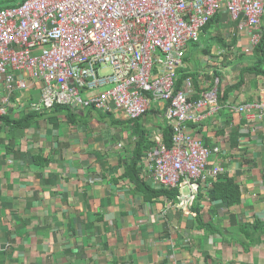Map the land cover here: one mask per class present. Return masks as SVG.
<instances>
[{
  "label": "crops",
  "instance_id": "crops-1",
  "mask_svg": "<svg viewBox=\"0 0 264 264\" xmlns=\"http://www.w3.org/2000/svg\"><path fill=\"white\" fill-rule=\"evenodd\" d=\"M225 25L234 27L231 21ZM214 26L227 47L212 44L206 54L212 66L200 74L198 66L191 69L199 92L203 83L218 82L224 108L187 129L208 147L219 148L211 157L222 168L218 177L208 179L186 209L179 188H172L174 195L159 193L163 187L143 163L149 151L139 162L137 182L126 174L140 139L137 124L149 128L154 146L157 135L166 143L162 102L144 123L143 118L124 124L101 120L94 111L84 123L62 122L53 136L49 129L29 128L11 137L6 128L0 133V264H264V243L245 245L240 229L246 222L264 221V113L252 110L250 117L231 110L261 98L264 76L247 69L251 57L236 78L228 75L222 61L226 50L236 54L241 48L250 56L254 51L243 50L246 36L222 33V23ZM217 48L222 54L215 57ZM231 59L227 63L235 68L238 59ZM38 154H43L40 162L34 159ZM229 178L242 191L241 201L232 206L213 198L215 182Z\"/></svg>",
  "mask_w": 264,
  "mask_h": 264
},
{
  "label": "built area",
  "instance_id": "built-area-1",
  "mask_svg": "<svg viewBox=\"0 0 264 264\" xmlns=\"http://www.w3.org/2000/svg\"><path fill=\"white\" fill-rule=\"evenodd\" d=\"M217 15V23H234L223 32L247 37L244 51L252 53L262 39L264 0H24L3 8L0 116L60 104L139 120L162 102L172 144L155 136L143 163L161 187L179 188L190 208L222 170L211 162L219 148L187 129L224 108L218 82L199 92L187 64L190 44ZM231 110L264 113V93Z\"/></svg>",
  "mask_w": 264,
  "mask_h": 264
},
{
  "label": "trees",
  "instance_id": "trees-1",
  "mask_svg": "<svg viewBox=\"0 0 264 264\" xmlns=\"http://www.w3.org/2000/svg\"><path fill=\"white\" fill-rule=\"evenodd\" d=\"M24 0H0V10L3 8H7L10 6H15ZM220 20V16L217 15L208 24L203 28L200 37H205V42L201 43L200 39L192 44H198L199 48L201 47V51L204 54H209L211 50L212 44L219 41L220 44L227 47L226 40L224 36L220 33L217 35L211 33V26L216 24ZM191 44V46H192ZM204 44V45H203ZM253 59L252 66H248L247 69L257 75L264 76V25H263V33L262 39L260 43L255 47L254 54L251 55ZM194 78V81H198L197 73L188 72ZM233 86H231L228 90H231ZM97 111L96 115L101 120L109 119L111 121L117 123H128V122H139V120H130L121 122L114 118L113 113L109 111H103L101 109L90 107L86 109H78L73 108L68 105H55L52 108H41L39 110H31L30 108L23 109L19 116H16L13 110L7 115L0 116V133L3 132L6 128L10 129V136L13 137L14 134L26 132L29 128L33 127L35 123H38L39 120H47L50 123H53L55 127L60 126V117L63 116L65 122L69 124H75L78 122H86L89 121L90 115L92 112ZM150 112H153L151 110ZM148 114V113H147ZM163 131L165 134V141L168 145L172 144V129L168 125L163 126ZM135 131L140 134V139L137 141L135 148L133 150L132 159H130L127 163L126 174L131 177L134 181L137 182L138 172L141 171V166H139V162H141V158L145 155V152L149 151L154 146V141L151 140L150 130L145 126L136 125ZM14 150V149H13ZM40 157H43V154H38L34 156L36 162H40ZM46 158H44L45 160ZM49 161V160H47ZM48 162H44L43 165H46ZM135 174V175H131ZM177 189L169 190L167 188H162L159 190L160 194H171L174 195L177 192L173 191ZM242 191L240 186L234 182L233 179L229 178L226 180H221L215 182V193L213 194V198L222 197L229 206H232L235 203H239L241 201ZM214 227V225H213ZM242 233L246 235L247 240L243 241L245 245H255L264 243L261 238L264 236V221L256 220L253 223L246 222L240 226ZM219 230V229H218Z\"/></svg>",
  "mask_w": 264,
  "mask_h": 264
},
{
  "label": "rangeland",
  "instance_id": "rangeland-1",
  "mask_svg": "<svg viewBox=\"0 0 264 264\" xmlns=\"http://www.w3.org/2000/svg\"><path fill=\"white\" fill-rule=\"evenodd\" d=\"M227 18V14H224V15H222V17H221V19L223 20V19H226ZM223 26H224V28H226V27H228V26H226L224 23H223ZM211 30H212V33H214L215 35L218 33V32H221V31H219L218 29H217V26H214V25H212L211 26ZM222 33H224V32H222ZM243 37V36H242ZM205 37H200V42L201 43H204L205 42V39H204ZM192 44V43H191ZM191 44H190V51H191V53H192V58H190L189 59V61L187 62V64H188V66H190V69H191V67H193V68H197V66H198V70H199V74H200V72L201 71H203L204 70V72H206L207 71V69L210 67V66H212V62L210 61V59L207 57V55L206 54H204L203 52L201 53L200 52V50L201 49H199V45L198 44H192V46H191ZM239 50H241V48H239ZM238 50V53H236V54H234V52H229L228 50H226V52H227V55H226V57H224V59H222V61L225 63V71H226V73H228V75H232L233 77L232 78H236L237 77V75L238 74H240V72L239 71H241L242 70V68L245 66V65H249V64H251V56L250 55H248V54H246V53H240V51ZM243 50H245L244 48H243ZM241 55L243 56V57H241ZM212 56H214V55H212ZM231 56H233V59H231L230 61H236L237 59V63L235 62V68H230V66L228 65V60H229V57H231ZM202 61H203V63H202ZM205 66V67H204ZM203 68H206V69H203ZM234 69V70H233ZM194 69H191V71H193ZM222 73H223V70H220ZM194 72V71H193ZM247 74V73H246ZM254 74V73H253ZM208 74H202V76H204L202 79H201V81H206V80H208V78L206 77ZM249 76H255V75H249ZM204 84V83H203ZM202 84V85H203ZM102 89H104V88H102ZM150 114H153L152 112H149ZM148 113V114H149ZM154 116V115H153ZM145 119L146 118H143V120L141 121V122H147L148 120H146L145 121ZM64 120V118L61 116L60 117V125L62 124V122H64L63 121ZM42 121H47V120H39V122L38 123H35L34 125H33V127H31V128H34L35 130H41V131H43V130H46V129H49V135L50 136H53V130H55L54 128H56L55 126H54V124L53 123H50V122H47V124L46 125H43V123H42ZM149 123L150 124H154V125H156V118H151V119H149ZM148 124V123H147Z\"/></svg>",
  "mask_w": 264,
  "mask_h": 264
}]
</instances>
